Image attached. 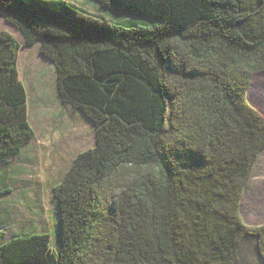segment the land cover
<instances>
[{"label": "trees", "instance_id": "trees-1", "mask_svg": "<svg viewBox=\"0 0 264 264\" xmlns=\"http://www.w3.org/2000/svg\"><path fill=\"white\" fill-rule=\"evenodd\" d=\"M0 0V164L34 138L20 48L52 63L57 97L89 120L95 144L53 188L47 233L3 242L0 264H264V224L240 201L264 148L246 97L264 72V0ZM6 191H0V197Z\"/></svg>", "mask_w": 264, "mask_h": 264}, {"label": "rangeland", "instance_id": "rangeland-1", "mask_svg": "<svg viewBox=\"0 0 264 264\" xmlns=\"http://www.w3.org/2000/svg\"><path fill=\"white\" fill-rule=\"evenodd\" d=\"M85 14H98L88 0H66ZM19 44V32L0 17V32ZM18 78L27 93L28 121L34 138L18 155L0 164V230L3 242L17 233H47L57 245L58 215L52 188L59 183L74 156L95 144L94 127L79 110L59 102L52 63L41 57L38 45L20 48ZM249 104L264 117V72L256 74L247 89ZM240 217L247 225L264 224V148L260 151L240 201ZM253 247L245 240L238 264H257Z\"/></svg>", "mask_w": 264, "mask_h": 264}]
</instances>
